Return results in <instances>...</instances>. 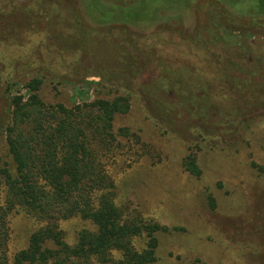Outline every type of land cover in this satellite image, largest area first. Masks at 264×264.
Instances as JSON below:
<instances>
[{
    "label": "trees",
    "instance_id": "16d2710c",
    "mask_svg": "<svg viewBox=\"0 0 264 264\" xmlns=\"http://www.w3.org/2000/svg\"><path fill=\"white\" fill-rule=\"evenodd\" d=\"M249 1L242 0L237 8L243 16L242 22L237 23L236 7L229 0H222L218 21L212 24L213 38L204 37L210 28H201L203 36L197 32L198 38L189 43L196 50H207L215 60L217 77L203 85L206 90L194 85V77L186 78L170 70L151 54L150 45L136 43L127 30H112L114 24L136 26L157 22L158 18L150 16L163 12L133 9L121 12L120 18L114 16L116 13L103 11L98 18V12L81 14L87 23L94 21L98 25L78 28H85L90 34L95 31L92 37L97 41L73 37L76 30H68L65 37H73L75 46L68 42L65 47L69 50H65L75 60L67 62L70 73L64 77L69 83L97 78L99 87L94 101L70 108L63 103L48 105L42 98V90L47 77L58 78V73L46 66L32 67L35 72L24 85L27 96L9 97L6 142L11 163L0 169V264L158 262V237L180 229L145 220L121 204L120 199L126 193L117 183L118 170L123 165L131 167L139 156L138 149L145 144L130 128L116 130L115 123L130 113L134 99L143 98L148 120L164 130L165 135L187 144L191 153L183 160V167L194 178L202 175L199 152L239 153V147L247 142L259 121L251 115L264 109V51L247 40L234 44L225 40L232 37L234 28L240 29L243 36L256 29L264 32V11L250 8ZM187 8L190 5L173 14L165 13L175 16L176 22L172 21L167 28L162 26L163 30L188 37L181 18ZM106 16L118 21L104 27L101 19L106 20ZM222 19L228 24L221 25ZM50 30L47 38L55 40V33ZM140 53L146 58L140 59ZM18 67L16 64L11 74ZM151 68L156 70L153 77L140 80ZM231 81L239 83L238 87L233 88ZM9 91L6 90L7 95ZM239 92H242L239 98L233 97ZM173 103L181 109L174 110ZM177 114L182 115L180 121ZM258 169L264 174V167ZM210 200L214 205V200ZM18 213L41 227L30 235L28 247L12 257L10 218ZM72 219L80 220L84 226L70 244L61 226Z\"/></svg>",
    "mask_w": 264,
    "mask_h": 264
},
{
    "label": "rangeland",
    "instance_id": "374dc122",
    "mask_svg": "<svg viewBox=\"0 0 264 264\" xmlns=\"http://www.w3.org/2000/svg\"><path fill=\"white\" fill-rule=\"evenodd\" d=\"M77 1L78 5L75 0H0V169L11 163L6 142L11 110L9 97L16 94L27 96L24 85L29 75L35 72L32 67L46 66L58 73V78L47 77L42 90V98L48 105L63 103L70 108L94 101L99 87L97 78L69 83L64 77L70 73L67 62L75 60L74 55L67 54L69 47L65 46L72 43L73 37L92 39L96 34L78 28L98 25L82 19L83 12H98L96 18L102 11L116 13L114 16L119 18L121 12L133 9L163 12V15L150 16L154 20L158 18L157 22L136 26L114 24L112 30H127L130 39L136 43L150 45L151 54L156 59L186 78L194 77L197 88L206 90L203 85L214 82L217 77L213 56L207 50L194 49L189 43L198 38L196 35L201 28H210L204 37L213 38L212 24L218 21L222 0ZM229 1L236 7L237 23H241L243 16L237 8L242 0ZM249 2L250 8L264 11V0ZM185 5L190 8L184 10L181 18L188 37L163 30L172 21L176 22L175 16L165 13L173 14ZM101 20L106 27L117 19L106 16V20ZM219 23L228 24V21L222 19ZM50 28L55 33V40L47 38ZM68 30H76L77 34L66 38ZM250 32L243 36L240 29L234 28L232 37L227 36L225 40L230 44L247 40L264 51V32L259 29ZM96 41L92 39V42ZM139 58L145 59L146 56L140 53ZM89 62L87 64L91 66ZM16 64L19 67L11 74ZM155 73L156 70L151 68L140 80H149ZM231 84L235 88L239 83L231 81ZM6 90H10L8 95ZM240 95L242 92L233 97L239 98ZM172 107L181 109L176 103ZM147 111L146 102L138 96L132 101L130 113L119 117L115 123L116 130L130 128L142 137L145 144L138 149L139 156L131 167L123 165L117 169V183L126 193L120 202L131 213L163 227L180 229L173 234H160L156 264H264V174L258 169L264 167V109L251 115L258 117L259 121L248 135L247 142L239 147V153L227 155L206 150L198 153L200 178L190 176L183 167V160L191 153L187 144L165 135L164 130L148 120ZM181 117L176 115L179 121ZM83 226V222L77 219L62 224L68 243L75 242L76 232ZM40 227L41 224L24 214H13L10 218V256L26 249L30 235Z\"/></svg>",
    "mask_w": 264,
    "mask_h": 264
}]
</instances>
